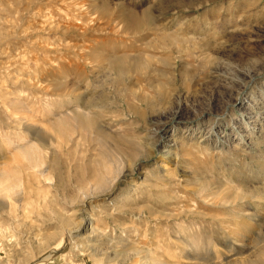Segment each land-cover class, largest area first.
Wrapping results in <instances>:
<instances>
[{
	"label": "rangeland",
	"instance_id": "obj_1",
	"mask_svg": "<svg viewBox=\"0 0 264 264\" xmlns=\"http://www.w3.org/2000/svg\"><path fill=\"white\" fill-rule=\"evenodd\" d=\"M51 1L0 0V134L24 115L12 101L39 109L48 96L55 116L34 112L39 125L82 108L113 133L60 147L52 187L26 189L1 161L24 192L0 203V264H264V0H87L80 18ZM91 47L98 59L82 63ZM65 85L78 98L58 103ZM105 155L135 171L91 200ZM181 239L199 249L181 259Z\"/></svg>",
	"mask_w": 264,
	"mask_h": 264
},
{
	"label": "bare ground",
	"instance_id": "obj_2",
	"mask_svg": "<svg viewBox=\"0 0 264 264\" xmlns=\"http://www.w3.org/2000/svg\"><path fill=\"white\" fill-rule=\"evenodd\" d=\"M66 1L67 0H52L51 3L52 2H58L59 6H62V9H64L65 11L61 12L62 10L59 9V7H57L56 12H58V13L61 12V13L67 14V15H71V16H73V18L74 17L80 18V17H83V16H89V14L91 13L89 5L91 4V2H93V3L95 2V1L87 2V0H72L70 2H66ZM39 14H40V11H39ZM50 14H52V13H50ZM78 21H79V19L77 20V22ZM134 22H136V21H134ZM57 28L58 27L56 26V29ZM50 48H51V46H50ZM77 52H80V51H77ZM96 53L98 54L97 51H96ZM96 53H95L94 49L91 47L90 49L88 48L87 52L85 51V53L82 52V53H77V54L80 55L81 57H83L82 63L84 61H88V62H84V63H91L90 62L91 59L95 60ZM97 57H98V55H97ZM106 59H108V58H106ZM106 59H104V60L105 61L109 60V59L108 60H106ZM111 59L112 60L108 62L110 68H112L116 72V74H124V72H125V70L123 68L124 65L122 66L123 61L121 59H119V58H116V59L111 58ZM62 89H63V91L62 92L60 91V92L62 93V98L63 99H61L60 95H58L59 96L58 99H60L58 103L68 104L69 101H70L69 99L71 97H75V99L78 98L77 95L74 94L75 92H77L76 90L78 89V87L77 88H72L71 86L65 85ZM51 97L52 96L46 97L43 100V102L40 103L41 105H40L39 109H37V108L35 109L34 108L35 106L32 105V104H30V105L28 104L29 106H25L20 101H17V102H16V100H14L15 102L12 101L11 104H12V107L14 109L13 111L22 112L24 115H22L23 117L16 118L15 122H14L15 124H13V125H11L9 127L7 126L8 130L3 132L2 134H0V163H2L1 162L2 160L6 161V164L8 162L9 163L13 162L14 163V169L17 170L19 173L23 174L24 177H25V184H27L26 185V189H31V187H30L31 185L30 184H31L32 181L35 184H45L47 187L54 186V181H53V178L55 177L54 176V162H53V160L50 161L49 157L51 155H55L57 150L60 149V147H63L64 149H66L67 147L75 145V143L77 142V140H76V138H77L76 136L77 135L80 136V137L83 135L84 138H87V140L89 138V140H94V141L97 142V141L106 139V137H110V135L113 133V131H111V130L108 131L109 133H105V132H103V131H101L99 129L98 130L96 129V131H95V128L93 127V122H94L95 117L91 115L93 112L89 111L90 109L89 110H85V109H82V108H70V107L67 108L66 107L67 108L66 111L60 113L52 121L53 123H51L49 127L48 126L46 127V126L39 125L38 124L39 122L36 123L37 122V121H35L36 119L35 120L33 119L35 117L34 116L35 115L34 112L35 113L36 112L39 113V116L41 114L42 118H44L46 116L49 117L51 115H52V117L55 116V114L52 113L53 106H52L51 103H52L53 100H51ZM93 103H91V102L88 103V105H90L89 108L93 109L94 107H97V108L101 107V106H98L97 104H95V103L93 104ZM32 106H34V107H32ZM97 108H94V109H97ZM159 129H160V132H158L160 134L159 137H161L163 135V133L168 131V128L165 125H162V127L159 128ZM92 131L95 132V136L94 137H90V133H92ZM115 131H117V130H115ZM116 133H118V132H116ZM114 149H116V148H114ZM10 150H14L13 153L10 152L11 154L10 155L8 154V156H6V153L9 152ZM67 153H68V151H67ZM119 160L118 161H114L113 164L111 163L112 165L110 166V161L111 160L106 159V155H105L104 158H102L99 161V163H98L99 169H97V170H99V172H98V174H96L97 171L94 172V174L96 175L95 176L96 180L94 181V184L92 186H90V187L92 189V193L93 194L94 193H101V194L100 195H96L94 197L90 196L91 200L92 199H96L97 197H99L101 195L108 196L112 192V190L115 188V186L117 185L119 179H121V178L126 179L128 176H130V175H132L134 173L135 166H136L135 163L130 166L129 164L125 163L123 158H122V160L121 159H119ZM3 163H5V162H3ZM83 165L85 166V164H83ZM12 169H13V167H12ZM12 171L14 172V170H12ZM11 174H12V172H11ZM10 176L11 175L8 174L7 170L1 169V167H0V196H1L0 203L6 204V202H8V201H5V200L12 199L13 198L12 195H15L16 199H13V201H11V202H14L16 204V203H19L21 201L20 195L24 192L23 188L22 187L20 188L21 181L17 177H15L16 179H14V180H13V178L10 179ZM20 179H21V177H20ZM10 180H12V181H10ZM34 183H32V184H34ZM86 189L85 188H80V193L79 194H85L86 193L85 192ZM124 193H126V192L125 191H120V192H118V196H120V195L122 196ZM44 194L47 195L46 192H44ZM88 195H89V193L87 194V196ZM248 195H250V194H248ZM118 196H117L116 199L119 202L120 199L118 198ZM233 196H234V199L237 198V200L247 197L246 194L243 193L242 191L241 192H237ZM126 197L128 198L127 195H126ZM251 197L252 196H249L248 198H251ZM79 198H80V195H79ZM3 199H5L4 200L5 202L3 201ZM117 200H114V202H111L112 205L113 204L115 205L116 204L115 201H117ZM232 201L235 202L234 200H232ZM81 202H82V200H81ZM20 204H19V206H20ZM25 204L26 203H24V205ZM43 204H44V202H43ZM7 205H8V203H7ZM14 206L17 207V205H14ZM117 206H118V203H117ZM2 207H5V205L2 206ZM2 207H0V211H1V209H3ZM23 207H25V206H23ZM233 208H235V207H233ZM4 209H6V208H4ZM8 209L9 208L7 207V210ZM36 209H37V207H36ZM6 211H5V213H6ZM2 212H3V210H2ZM9 214H10V212L8 213V215ZM7 217H9V216H7ZM240 222L241 221H239V225H241ZM63 224L65 225V223H63ZM235 224H236V222H235ZM4 228L5 227L2 226V224H0V231H4L6 229V228L5 229ZM239 229H241V228H239ZM235 230H234V232H235ZM227 233L230 234V232H227ZM58 235H60V234H58ZM236 238L238 239V235L236 236ZM177 240H179V239H177ZM188 242H189V240H184V239H181L178 242L180 244H177V243L175 244L173 242L175 244V249L180 253L179 257L180 256L182 258L186 257V255H183V253L187 254L188 252H190V250L192 251V250H196L197 248L199 249L198 245L196 244L197 242L195 240H193V241H191L189 243ZM201 242H202V240H201ZM185 244H187L189 248H187V246H185L186 248H184L183 245H185ZM125 246L127 247V245H125ZM122 248H125V247H121V249ZM175 249H173V251H175ZM202 250H203V252H206V253L210 252V253L215 254V255L217 253H221L222 252V251H220L219 248H217L211 242H209L207 245H204L202 247ZM124 251H123V253H124ZM117 252H119V251H117ZM125 253H126V251H125ZM114 254H118V253H114ZM174 254H175V252H174ZM118 255H121V254H118ZM172 256H173V254H172ZM187 256H189V255H187ZM216 256H218V255H216ZM189 257H191V256H189ZM174 258H176V257H174ZM196 259L197 258H195V260ZM150 261L153 264H166L165 261H164L165 262L164 263L163 260L161 261V260H159L158 258H155V257H150ZM234 263L235 264H244L243 261H236ZM174 264H182V263L175 262ZM190 264H192V263H190ZM245 264H246V262H245Z\"/></svg>",
	"mask_w": 264,
	"mask_h": 264
}]
</instances>
